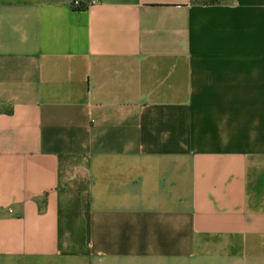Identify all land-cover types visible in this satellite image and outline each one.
<instances>
[{
    "label": "crops",
    "instance_id": "0c3cea01",
    "mask_svg": "<svg viewBox=\"0 0 264 264\" xmlns=\"http://www.w3.org/2000/svg\"><path fill=\"white\" fill-rule=\"evenodd\" d=\"M0 0V264H264V0Z\"/></svg>",
    "mask_w": 264,
    "mask_h": 264
},
{
    "label": "trees",
    "instance_id": "16d2710c",
    "mask_svg": "<svg viewBox=\"0 0 264 264\" xmlns=\"http://www.w3.org/2000/svg\"><path fill=\"white\" fill-rule=\"evenodd\" d=\"M229 0H191V2L196 4H202V5H214V4H221L226 3Z\"/></svg>",
    "mask_w": 264,
    "mask_h": 264
},
{
    "label": "built area",
    "instance_id": "2783aa9c",
    "mask_svg": "<svg viewBox=\"0 0 264 264\" xmlns=\"http://www.w3.org/2000/svg\"><path fill=\"white\" fill-rule=\"evenodd\" d=\"M90 3H91V4H94V3H96V0H91ZM72 6H73L74 8H81V7H82L81 3L78 2V0H74V1L72 2Z\"/></svg>",
    "mask_w": 264,
    "mask_h": 264
}]
</instances>
